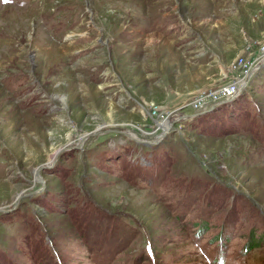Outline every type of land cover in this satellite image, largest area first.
Returning a JSON list of instances; mask_svg holds the SVG:
<instances>
[{"label":"rangeland","instance_id":"rangeland-1","mask_svg":"<svg viewBox=\"0 0 264 264\" xmlns=\"http://www.w3.org/2000/svg\"><path fill=\"white\" fill-rule=\"evenodd\" d=\"M263 53L264 0H0V264H264Z\"/></svg>","mask_w":264,"mask_h":264},{"label":"built area","instance_id":"built-area-1","mask_svg":"<svg viewBox=\"0 0 264 264\" xmlns=\"http://www.w3.org/2000/svg\"><path fill=\"white\" fill-rule=\"evenodd\" d=\"M236 94H237V89H235V87H233V86H229V88H227V90L224 89V90L216 93V95L218 97L217 98L218 101L222 100V99H226V98L227 99L234 98L236 96Z\"/></svg>","mask_w":264,"mask_h":264},{"label":"bare ground","instance_id":"bare-ground-1","mask_svg":"<svg viewBox=\"0 0 264 264\" xmlns=\"http://www.w3.org/2000/svg\"><path fill=\"white\" fill-rule=\"evenodd\" d=\"M262 55L264 56V54H262ZM263 56H262V57H263ZM263 63H264V57H263V60H262L257 66H256V68H254V71H257V68H258L261 64H263ZM254 71H251V72L247 75V77H248V76L251 77V76L253 75V72H254ZM237 93H238V92H237ZM237 95H238V94H236V96H237ZM236 96H235V97H236ZM224 103H226V101L221 102V104H224ZM176 119H177V118H176ZM180 119H181V117H180L179 119H177L176 121H179ZM169 122H170V121H169ZM165 123H166V122H165ZM171 123H172V122H171ZM171 123H170V124H171ZM166 124H169V123L167 122ZM170 124L167 126V128H166L165 130H163L162 135H163V134H164V135L167 134V132L170 130ZM131 139H134V140H135L136 138H134L133 136H131ZM83 141H84V139H83ZM152 142H153V141H152ZM56 155H57V153H56L54 156H56ZM54 156H53V157H54ZM53 162H54V161H53ZM53 162H52V163H53ZM40 182H42V181H40Z\"/></svg>","mask_w":264,"mask_h":264},{"label":"water","instance_id":"water-1","mask_svg":"<svg viewBox=\"0 0 264 264\" xmlns=\"http://www.w3.org/2000/svg\"><path fill=\"white\" fill-rule=\"evenodd\" d=\"M262 66H264V63L261 64V65L257 68V70H259L260 68H262ZM254 74H255V73H254ZM254 74H253V75H254ZM253 75H252V76H253ZM249 79H250V76H248V77L246 78L245 82H248ZM242 89H243V87L240 88V90H239V92H238V95H237L236 97H234V100L240 95V93L242 92V91H241ZM227 102H228V101H226V103H227ZM229 102H230V101H229ZM216 105H217V104H216ZM216 105L212 106V107H211L210 109H208L207 111H211V110H213L214 107H215ZM197 115H199V113L195 114L193 117H195V116H197ZM155 144H157L156 141H154V142H146V145H149V146H153V145H155ZM16 204H17V201H16Z\"/></svg>","mask_w":264,"mask_h":264},{"label":"trees","instance_id":"trees-1","mask_svg":"<svg viewBox=\"0 0 264 264\" xmlns=\"http://www.w3.org/2000/svg\"><path fill=\"white\" fill-rule=\"evenodd\" d=\"M250 90L249 91H252V89L251 88H249ZM248 90H246V92H244V93H242L239 97H238V99H240L241 97L244 99V98H247V96H248ZM242 99V100H243ZM236 108H240L241 110H243V108L242 107H240V105L239 104H236ZM248 108H245V113L244 114H248Z\"/></svg>","mask_w":264,"mask_h":264}]
</instances>
